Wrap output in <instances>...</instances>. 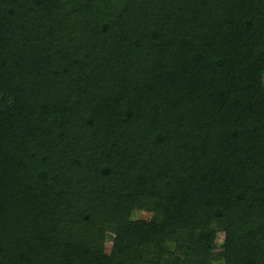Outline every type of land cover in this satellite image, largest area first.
Segmentation results:
<instances>
[{"label":"trees","instance_id":"16d2710c","mask_svg":"<svg viewBox=\"0 0 264 264\" xmlns=\"http://www.w3.org/2000/svg\"><path fill=\"white\" fill-rule=\"evenodd\" d=\"M263 78L264 0H0V264H264Z\"/></svg>","mask_w":264,"mask_h":264},{"label":"rangeland","instance_id":"374dc122","mask_svg":"<svg viewBox=\"0 0 264 264\" xmlns=\"http://www.w3.org/2000/svg\"><path fill=\"white\" fill-rule=\"evenodd\" d=\"M263 84H264V78H263ZM146 200L138 199L136 201V206L134 208V211L132 213V221H142V222H151V220L154 218V213L149 211L146 208ZM171 225V224H170ZM169 225V226H170ZM179 233V232H178ZM184 231L181 232L183 235ZM117 235L113 232H108L106 234L105 240H104V248L105 253L107 255H110L112 252V249L115 245ZM172 241L169 240L168 245H171L170 248L173 251V255L170 257H165L166 260L171 261L172 260H183L187 261L189 258H193L190 254H192V251L194 250V246H192V238H190L189 234H186L184 236V239L178 240L177 236H173ZM225 240H226V233L223 231H218L216 233L215 239H214V252L215 253H221L225 250ZM131 250L132 256H137L138 258H141L140 264H158V261H160L158 253L155 250L148 249L150 244L144 243L141 241H137L134 243ZM195 251V250H194ZM195 253V252H193ZM139 260V259H136ZM194 260V259H193ZM186 263V262H185ZM214 264H224L215 262Z\"/></svg>","mask_w":264,"mask_h":264}]
</instances>
